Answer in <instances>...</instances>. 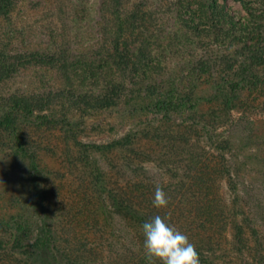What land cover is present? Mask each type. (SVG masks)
<instances>
[{"label":"trees","instance_id":"16d2710c","mask_svg":"<svg viewBox=\"0 0 264 264\" xmlns=\"http://www.w3.org/2000/svg\"><path fill=\"white\" fill-rule=\"evenodd\" d=\"M224 1L196 0L197 21L177 15L185 39L215 38L217 44L236 47L225 60L209 53L198 60L205 65L196 69L198 76H213V65L222 60L229 65L226 77L201 97L179 90L180 75L169 72L161 84L155 81L163 68L155 71L151 63L153 43L162 32L172 49V36L141 6L127 9L123 0L103 2L101 41L90 56L72 55L64 47L27 52L0 48V86L29 67L60 75L57 85L46 88L0 91V151L27 162L31 193L19 212L0 217L7 230L0 232V264H146L141 225L156 215L188 236L200 264H243L245 258L249 264H264L258 229L245 220L246 230L225 206L211 208L221 199L218 190L211 192V182L217 189L225 178L233 192L237 186L225 154L230 143L224 139L215 144L216 128L211 126L224 116L226 122L243 91L260 87L264 93V0H233L246 12L239 17L224 9ZM15 3L0 0V18L9 20ZM121 104L155 110L161 117L152 127L130 130L107 143L81 139L89 118ZM175 113L185 125L175 123ZM199 134L209 135L215 144L213 163ZM171 150L177 158L168 162ZM44 157L61 159L65 170L48 169ZM154 165H165L177 180L155 182L148 175ZM72 173L73 178L68 176ZM157 185L168 200L159 209L152 204ZM220 220L224 228L214 229ZM124 235L129 245L116 249Z\"/></svg>","mask_w":264,"mask_h":264},{"label":"rangeland","instance_id":"374dc122","mask_svg":"<svg viewBox=\"0 0 264 264\" xmlns=\"http://www.w3.org/2000/svg\"><path fill=\"white\" fill-rule=\"evenodd\" d=\"M104 1L16 0L10 19L0 18V48L27 52L64 47L72 55L90 56L101 41V7ZM186 1L189 2L188 6ZM123 3L127 9L136 5L141 6L148 16L157 21V25L161 26L162 30L165 29L164 31L172 36L169 40L172 41L174 47L172 49L169 47V42L167 45L168 39L163 37L162 32L160 39L153 43L155 47L151 63L156 64L153 65L155 71H159L160 67L163 68L162 74L153 76L157 83L161 84V80L165 79L169 72L175 78L180 75L183 83L178 85L179 90L187 88V91L192 90L194 95L201 97L212 91L215 81L226 77L225 71L229 65H225L223 60L222 65H213V76L198 72L199 77L196 74V69L205 67L198 65V60L203 59L201 56L204 53H209L213 57L220 56L225 60V54H232L236 48L234 44L230 47L217 44L215 38L203 42L194 36L185 39V28L178 21L177 15L181 14L185 18H193L197 21L200 13L196 0H123ZM223 3L226 4L224 9L237 17L246 14L239 2L227 0ZM158 62L162 65H157ZM233 68L237 69L238 65H233ZM59 81L60 75L53 69L29 67L4 82L0 86V91L46 88L57 85ZM193 85L197 88L192 87ZM239 97L229 114L226 113V122L224 116L216 127L211 126L216 128L212 138L215 144H219L224 139L230 143L225 154L228 155L236 173L234 175L236 192L229 189L225 178H222L217 189L211 182L213 188L211 192L218 190L221 194V199L217 198V203L211 208L220 210V207L225 206V209L229 210L231 215L235 214L244 226L245 220H248L250 225L258 229L259 238L264 243V93L259 87L245 90ZM181 116L178 113L172 119L176 120V124H183L185 121L180 119ZM160 117L161 114H157L155 110L134 109L132 105L121 104L114 110L100 111L89 118L81 139L85 142L107 143L130 130L152 127L158 123ZM175 123L173 122L174 125ZM208 136L199 134V143L205 145L204 149L209 151L208 161L210 159L213 163L212 160L216 159L218 152ZM167 144L169 145V142ZM173 152L170 151L168 162L177 158L176 153ZM42 164L48 169L58 168L61 172L65 170L63 161L58 158L44 157ZM177 164L176 160L173 161V166ZM27 166L26 161L12 158L6 152L0 151V217L14 215L29 203L31 193L27 181ZM149 170L148 175L155 178L152 179L155 182L163 180L174 183L177 180L169 177L165 165L159 167L154 165ZM68 176L73 178L74 173ZM83 225L84 223L81 222L80 226ZM223 225L224 220L215 222L214 229L224 228ZM229 226L231 227L230 224ZM245 227L248 230L249 225ZM6 231L0 226L1 233L5 234ZM227 231L231 236L232 231ZM129 242L126 236L121 237L115 248L127 247ZM242 263L249 264V261L247 262L245 258Z\"/></svg>","mask_w":264,"mask_h":264},{"label":"clouds","instance_id":"9594fccd","mask_svg":"<svg viewBox=\"0 0 264 264\" xmlns=\"http://www.w3.org/2000/svg\"><path fill=\"white\" fill-rule=\"evenodd\" d=\"M168 203L166 193L156 186L153 207ZM146 264H200L199 254L188 236L175 228L167 217L156 215L141 225Z\"/></svg>","mask_w":264,"mask_h":264}]
</instances>
